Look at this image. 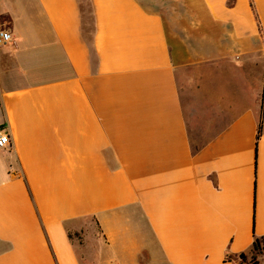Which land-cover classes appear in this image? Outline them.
<instances>
[{"label": "crops", "instance_id": "crops-1", "mask_svg": "<svg viewBox=\"0 0 264 264\" xmlns=\"http://www.w3.org/2000/svg\"><path fill=\"white\" fill-rule=\"evenodd\" d=\"M84 2L0 0V264H246L264 237L248 0Z\"/></svg>", "mask_w": 264, "mask_h": 264}, {"label": "trees", "instance_id": "trees-1", "mask_svg": "<svg viewBox=\"0 0 264 264\" xmlns=\"http://www.w3.org/2000/svg\"><path fill=\"white\" fill-rule=\"evenodd\" d=\"M249 5H250V9L252 11L254 20L256 22V26L258 29V32L260 34V37L262 39V43L264 45V36L262 34L261 31V27H260V23L258 20V17L256 15V11L253 5L252 0H248ZM264 105V84H263V91H262V96H261V108ZM258 256H264V237L263 236H257L255 234H253L252 236V242H251V253L249 255V257L247 258L243 253L239 254L237 256V259L242 262V263H246V264H258ZM226 259H230L229 255L226 256Z\"/></svg>", "mask_w": 264, "mask_h": 264}, {"label": "built area", "instance_id": "built-area-1", "mask_svg": "<svg viewBox=\"0 0 264 264\" xmlns=\"http://www.w3.org/2000/svg\"><path fill=\"white\" fill-rule=\"evenodd\" d=\"M10 33L7 30L0 29V45L10 42ZM10 142L9 135L0 128V148L7 146Z\"/></svg>", "mask_w": 264, "mask_h": 264}, {"label": "rangeland", "instance_id": "rangeland-1", "mask_svg": "<svg viewBox=\"0 0 264 264\" xmlns=\"http://www.w3.org/2000/svg\"><path fill=\"white\" fill-rule=\"evenodd\" d=\"M86 3L84 2V0H83V5H84V7H85V10H87V8H86V5H85Z\"/></svg>", "mask_w": 264, "mask_h": 264}]
</instances>
